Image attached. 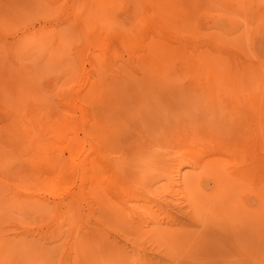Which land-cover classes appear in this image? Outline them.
<instances>
[{
	"label": "rangeland",
	"instance_id": "374dc122",
	"mask_svg": "<svg viewBox=\"0 0 264 264\" xmlns=\"http://www.w3.org/2000/svg\"><path fill=\"white\" fill-rule=\"evenodd\" d=\"M142 1L147 0H0V264H264V226L255 212L261 201L254 191L245 185L240 189L237 185L236 191L229 184V190L217 192L208 175L198 176L190 166L180 165L178 147H159V141L154 142L155 147L165 148L155 157L159 167L138 186L131 155L147 143L143 145L145 141L139 140L132 121L122 122L126 128L123 141H110L97 125L92 131L85 128V118L89 120L98 105L102 107H97L99 115L108 113L105 108L100 114L105 100L111 107L117 106V111H132L137 116L149 109V114L157 117L154 109L160 105L166 112H182L184 119L173 122L168 118L163 125L173 137L176 132L184 133L181 124L191 115L197 118L210 111H227L232 129L240 119L221 99L190 87L193 81L184 73L182 50L178 47H194L197 56L230 55L255 62L264 55V45L261 42L251 46L249 36H241L243 24L238 28L236 23L241 16L232 14L227 5L214 2L217 5L211 6L214 10L209 17L201 20L190 9L196 17L187 19L184 14L191 13L181 8L173 10L171 16L167 14L168 25L158 11L152 10L149 0L147 4ZM151 16L153 20L159 16L156 20L160 19V23ZM130 38H134L131 44L135 47L127 43ZM149 40L165 41L169 46L162 53L165 60L163 57L161 67L146 64L142 50L137 49ZM163 80L174 88L161 93L158 99L159 92L154 90ZM138 83L151 88V95L144 93L145 110L131 92ZM148 96H154L152 99L158 103ZM112 99H119L116 105ZM245 104L239 107L243 110ZM2 108L25 117H40L28 125L36 144L6 130L9 117L1 116L5 113ZM162 116L155 119L161 121ZM142 119L144 129L149 130ZM160 121H156L158 126ZM97 142L100 160L123 168L128 175L132 185L129 195L118 191L115 194L103 182L92 188L89 180H81L84 169L80 165L91 156L86 150L93 149ZM11 143L25 146L55 167L64 166L63 184L49 189L37 183L31 164L15 160V156L10 158ZM60 146L73 152V156H65L64 150H58ZM82 147L85 152L76 154ZM241 157L245 163L252 160L249 152ZM178 163L182 166L180 173L176 171ZM179 174H184L188 183L196 177L201 179V186L193 187L199 207L188 200L187 187ZM79 191L83 196L80 194L74 203L72 194ZM221 200L226 207L217 205ZM125 205L131 210L139 208L142 213L152 208L151 215L130 216ZM87 227L98 243L86 241L84 255L71 260L77 235L84 234ZM166 232H172L175 238L164 241L162 234Z\"/></svg>",
	"mask_w": 264,
	"mask_h": 264
},
{
	"label": "bare ground",
	"instance_id": "6f19581e",
	"mask_svg": "<svg viewBox=\"0 0 264 264\" xmlns=\"http://www.w3.org/2000/svg\"><path fill=\"white\" fill-rule=\"evenodd\" d=\"M147 1H142V2L147 4ZM149 1L152 10L155 9L156 11H158L159 15L162 18H164V22L168 25L170 21L167 18L168 17L167 14L171 16L173 10H178V9L181 10V8H183L185 12L191 13V14L188 13V15L185 13L184 15H186V18L187 19L193 18V20L196 16L192 15L193 14L192 12H196L197 15L198 14L200 15V17L197 18H200L202 20V18H206L207 16L209 17V14L213 12L214 9L211 6L215 4L214 2H216L217 4L223 3L228 7H230V9L232 10V14L241 16V20L236 22L238 23V28L240 27V24H243V30H240L241 36L242 37L244 35H246L247 37L249 36L250 39L249 44L251 46L252 43L257 44L261 42L264 45V0H201L200 3L199 0H149ZM195 4L196 6H194ZM199 6L200 9L197 10ZM190 9H193V11L191 12ZM153 13L154 15L156 14L155 11ZM143 14L145 13L143 12ZM222 14L223 13L220 10L219 16H222ZM149 16L150 15H148L147 18H150ZM151 18L153 20V16H151ZM156 18L153 21H157V22L159 21L160 23V19L156 20ZM233 19L235 18L233 17ZM162 27H165L164 24H162ZM153 28L155 31V27ZM157 32L158 30L156 31V33ZM131 38L127 43L129 44L130 47H135L133 43L131 44V40H133L134 38L133 39ZM145 39L147 38L145 37ZM249 44H247L246 46L249 47L250 46ZM184 46L185 44L183 45V47ZM167 47L169 46L165 41L162 42V41L149 40L137 46V49L142 50L141 56L146 64L148 65L156 64L157 66L161 67L163 65L162 58L164 57L165 60V55H162V53L166 51L165 49ZM183 47L181 46L178 48L182 50L180 58L182 60V67L184 69V73L188 75L193 81L190 87H192V89H195L196 91L199 92H204V93L210 92L215 98H219L225 104H227L229 110H232V112H234L233 114H237L238 116H240L239 121L235 125V129L231 128L230 124H233L230 122L231 120H227L229 117V113L227 114V111L225 112L221 111L218 113H216L215 111H210V112H206L203 115H199V117L195 115L197 118L191 117L192 115L190 116V118L187 116L188 120H186L187 119L186 117L185 124H181L184 133L179 135L176 132L175 136L173 137L170 134L171 133L170 130H168L169 128L168 129L164 128V126H166L165 122L168 118L171 119L173 122H176V120L178 119L179 121L182 120L181 119L183 118V114H181L182 112L179 113L172 109H169L166 112L164 107H161V105L158 104L160 106L157 107V109H154V111H156L154 114H156V116L157 114L158 116L160 115L159 117L163 115L161 121L158 119L160 121L158 126L157 122L159 121L155 118H159V117L158 116L155 117L154 115L152 116L151 113L149 114L150 112V111L148 112L149 109L146 110L149 116H147L146 112L143 111L145 110L144 108L145 104H147L145 102L143 104L142 102L145 100L144 93L148 91V93L150 94L151 88L147 89L145 86H143V84H139V83L133 86L131 92L132 94L133 92L135 93L134 95H136L137 100L141 104L140 107L143 110L141 109L140 111H143L144 113L142 112L141 114H138L139 110L135 111V113L137 112L136 114L141 116L134 115L133 114L134 112L132 111L131 113L130 111L128 113L127 111H125L126 110L125 108H124L125 109L124 112L127 113L117 111L118 109V108L116 109L117 106L113 108L108 103L109 100L108 101L105 100L104 104H102L104 108L100 114H102V112L106 108V111L108 110L107 112L110 115L112 113V115L111 116L109 115L110 117L108 115L105 116L106 112L105 113L103 112L104 113L102 114L104 115L103 117L104 118L107 117V119L106 118L104 119L101 115H99L98 109L99 108L102 109V107H100L101 106L100 104V106L98 105L99 107L97 106L98 109L96 107L95 112H92L93 115H90L89 120L88 118H85L86 120V122L84 123L85 128L87 126L88 131H92L94 125H97V127L99 128L98 130L102 131L103 134H107L110 137L111 139L110 141L113 140L123 141L125 140V136H126V128L123 126L122 122L126 123V121H132L131 125L135 126L137 128V131L139 132V136H140L139 140L145 141L143 145L147 143L145 146H143V148L142 147L140 149L138 148L139 150L134 151L131 155L133 157V160L136 161V162L133 161V166H134L133 168H135L136 171L135 169L134 171L137 172V179L135 182L138 183V186H140L139 184H144L147 181L148 175L156 170L158 165H156L155 157L159 152V150L165 149V148L160 149L159 147L164 146L165 144H167L168 147L175 146L176 148L178 147L177 149L180 155V158L179 157L178 158L181 161L180 165L182 166L188 165V167L190 166V169L198 171L197 173L198 176L204 174L208 175V177L214 182L215 189H217V192L219 193L226 192L227 190L230 189L229 184L234 185L236 191L238 188L237 185H239V189L242 187V185H245L250 190L254 191L257 198H259V200L261 201L260 206L256 208L255 212L258 215V217L261 218L262 224L264 226V55H262L260 59L258 58V60L253 62L251 60H248L249 58L242 60V59L229 57L230 55L226 56V55L214 54L213 56H206L205 53H203L201 54V56L199 55L197 56L196 48L193 47L191 48L192 50L191 49L188 50L189 48L188 46L184 47V49ZM263 48L264 47H262V51ZM173 88L174 86L171 82H165L163 80L160 81L159 84H157V89H155L154 91L159 92V96H160L161 93L167 91L168 92L173 91ZM157 95L155 94L156 96L155 98L158 97ZM149 96L148 99H152V97H154L152 96L150 98ZM173 97H177V95H174ZM108 98H110V96ZM159 98L161 99V96L158 97V99ZM105 99H107V97ZM154 99H152V101ZM155 100L154 103L156 104L158 100L156 102ZM111 101L113 103L114 99H112ZM146 101L148 102L149 100H147L146 98ZM116 102H114L113 104L116 105ZM240 103L241 104L246 103L245 104L246 106L244 105L245 107H243L244 108L243 110L239 107ZM142 104L144 105V107L142 106ZM148 104H153V102ZM187 104L189 103L187 102ZM188 106L190 107V105ZM191 106L194 107L195 104L193 105V103H191ZM160 109L161 111L158 112V110ZM3 110L5 113L1 116H4L6 114L9 117V120L7 121L8 123L5 124L6 130H10L14 133L23 135V137L26 136V139L29 138L30 141L33 142L32 144H36L37 141L31 136L30 128L28 125L29 123H35L39 121L40 117L38 115L33 117L32 116L25 117L24 115L13 113L11 111L6 112L7 108ZM96 110H98V112H96ZM189 112H191V110H189ZM166 113H168V115H166ZM142 114L144 115L142 116ZM113 115L117 118V120ZM110 118H112L111 120H115L117 124L114 121L110 122L111 120H108ZM141 118H143L142 120H144V123H146V125L149 127V130H151L150 132L148 129L147 131L146 129H144V127L146 126L142 124L143 121H141ZM25 119H27V121L24 122ZM118 119L121 123L118 121ZM30 120L32 121L30 122ZM172 121L170 122V124L172 123ZM155 141H159V145H158L159 147H155L154 144ZM98 145L99 144L97 142L94 145L93 149L91 148L86 150L87 152L91 153V156L90 158L87 159L85 158L83 162L81 161L82 165H80V167L82 166V168L84 169V173L82 172L83 177H81V180L83 179V183L84 181L89 180L92 188L98 186L99 183L103 182L104 186L111 188L112 191H115V194L116 191H118L121 192V194L129 195L132 185L130 186V183L128 181L129 179L127 177L128 175L125 174V172L122 170L123 168L120 169L119 166H118L119 168L109 166L106 164V162L101 161L100 160L101 155L99 153L100 149ZM81 149L82 150L77 151L76 154L78 153L83 154L85 152V149H83V147ZM10 150L13 151L11 154L12 157L10 158L14 159L15 156V160H19L22 163L24 162L26 164H31L33 166L34 179L37 181V183L40 182L41 184H43V186L49 189H54L55 187H58L59 185L63 184L64 181L63 179L65 175L64 166H59L58 164H56L55 167V165H53L51 161L45 160L44 158L40 159L38 156H35V154L30 153V151L27 150L26 147L23 145L18 146L15 143H11ZM58 150H62V151L64 150V155L67 157L73 156L72 154L73 152L69 151V149L65 148L64 146H60V149L58 148ZM244 152L245 153L249 152L252 155V160L249 163H245L241 157V155L244 154ZM131 156L129 160L132 159ZM166 157L164 158L165 159L164 161H166ZM13 161L14 160H8L7 162H13ZM40 162L42 163L40 164ZM40 165H43V168H41ZM177 165H178L177 167L178 170L176 169V171L180 173L179 170L182 168V166H179V163ZM83 169L81 170L80 168L81 171H83ZM17 174L20 175V172L18 171ZM179 179L182 180L184 186L187 187L186 193L188 200L193 202L194 206L199 207L200 200H198V197H196L195 190L193 189V187L199 188L201 186V182H200L201 179L199 177H196V180L193 181L194 183L191 182L193 184L187 182V179L184 174L183 176L179 174ZM80 194H81L80 191L73 193L72 194L73 198L71 200H73V202L75 203V200L76 201L78 200ZM118 194L120 196V193ZM118 194L116 195V197L118 196ZM81 196H83V193L81 194ZM221 201H219L217 205L219 206L223 205L222 207H226V203L223 204L224 200ZM122 203L125 204L123 200ZM124 207L127 210L128 215L130 216L134 215L137 218H140L141 216L151 215V211H152L151 210L152 208H148V209H143V213H142L140 212L139 208L137 209L133 208L136 210L133 209L131 210L130 208H127L126 205ZM64 218H67L66 213L64 215ZM71 224L73 223L71 222ZM162 235H163L162 236L163 240L166 242L170 241L172 237H174L173 236L174 234L172 232L170 233L166 232L163 233ZM86 241H89L91 243H98L97 237L93 236V231L89 227H87L84 234H81L80 232L78 233L77 238L74 242V249L72 251L73 254L70 256L71 260H74L76 256L79 254L81 256L84 255L82 249ZM262 243L264 244V239H262ZM99 248L101 249V247Z\"/></svg>",
	"mask_w": 264,
	"mask_h": 264
}]
</instances>
